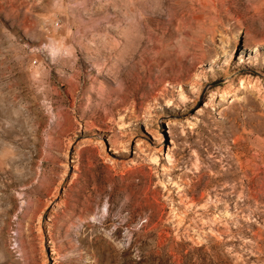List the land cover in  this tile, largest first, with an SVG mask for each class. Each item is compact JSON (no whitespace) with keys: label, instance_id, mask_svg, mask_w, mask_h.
Listing matches in <instances>:
<instances>
[{"label":"rangeland","instance_id":"obj_1","mask_svg":"<svg viewBox=\"0 0 264 264\" xmlns=\"http://www.w3.org/2000/svg\"><path fill=\"white\" fill-rule=\"evenodd\" d=\"M0 264H264V0H0Z\"/></svg>","mask_w":264,"mask_h":264},{"label":"bare ground","instance_id":"obj_2","mask_svg":"<svg viewBox=\"0 0 264 264\" xmlns=\"http://www.w3.org/2000/svg\"><path fill=\"white\" fill-rule=\"evenodd\" d=\"M91 128H95V129H98V127H97V126H94V127H93V126H91ZM248 177H249V176H248ZM247 179H248V178H247ZM248 180H249V179H248Z\"/></svg>","mask_w":264,"mask_h":264}]
</instances>
